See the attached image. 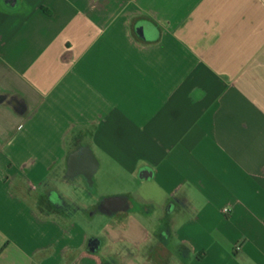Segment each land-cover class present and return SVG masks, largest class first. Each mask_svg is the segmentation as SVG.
<instances>
[{
  "label": "crops",
  "instance_id": "crops-1",
  "mask_svg": "<svg viewBox=\"0 0 264 264\" xmlns=\"http://www.w3.org/2000/svg\"><path fill=\"white\" fill-rule=\"evenodd\" d=\"M12 2L0 264H264V0Z\"/></svg>",
  "mask_w": 264,
  "mask_h": 264
},
{
  "label": "water",
  "instance_id": "water-1",
  "mask_svg": "<svg viewBox=\"0 0 264 264\" xmlns=\"http://www.w3.org/2000/svg\"><path fill=\"white\" fill-rule=\"evenodd\" d=\"M11 4H12L11 6H13V5L15 6V0H13V2ZM152 176H153L152 173H149L146 170H142L139 177L142 180H149L152 178Z\"/></svg>",
  "mask_w": 264,
  "mask_h": 264
},
{
  "label": "built area",
  "instance_id": "built-area-1",
  "mask_svg": "<svg viewBox=\"0 0 264 264\" xmlns=\"http://www.w3.org/2000/svg\"><path fill=\"white\" fill-rule=\"evenodd\" d=\"M224 211H225V212H228V210H227V209H225Z\"/></svg>",
  "mask_w": 264,
  "mask_h": 264
},
{
  "label": "flooded vegetation",
  "instance_id": "flooded-vegetation-1",
  "mask_svg": "<svg viewBox=\"0 0 264 264\" xmlns=\"http://www.w3.org/2000/svg\"><path fill=\"white\" fill-rule=\"evenodd\" d=\"M72 210H77V209H72ZM162 241H164V240H162Z\"/></svg>",
  "mask_w": 264,
  "mask_h": 264
},
{
  "label": "rangeland",
  "instance_id": "rangeland-1",
  "mask_svg": "<svg viewBox=\"0 0 264 264\" xmlns=\"http://www.w3.org/2000/svg\"><path fill=\"white\" fill-rule=\"evenodd\" d=\"M123 182H125L124 180L122 181V182H120V183H123Z\"/></svg>",
  "mask_w": 264,
  "mask_h": 264
}]
</instances>
